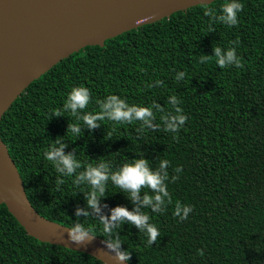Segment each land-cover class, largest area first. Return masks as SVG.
Returning <instances> with one entry per match:
<instances>
[{"label":"trees","instance_id":"trees-1","mask_svg":"<svg viewBox=\"0 0 264 264\" xmlns=\"http://www.w3.org/2000/svg\"><path fill=\"white\" fill-rule=\"evenodd\" d=\"M239 2L244 7L235 26L212 22L197 4L109 37L101 46L86 45L28 84L1 116L0 138L40 215L70 227L77 221L76 207L85 208L82 192L88 190L75 186L74 177H64L57 191L58 174L43 155L52 140L60 137L68 145L64 151L76 149L84 164L103 159L116 167L143 153L153 168L162 159L170 162L166 183L171 203L163 213L144 209L160 231L151 246L134 226L117 229L121 249L130 252L129 264H264V0ZM221 3L205 5L219 9ZM217 46L235 47L243 67L221 69L215 57L199 62L200 55L212 56ZM181 71L185 78L177 81ZM156 80L164 86L148 87ZM80 85L92 93L87 110L93 112L99 110L95 101L109 94L129 104L156 102L169 111L168 98L175 95L188 120L176 133L161 125L160 131L146 129L142 135L136 132L139 122L105 120L100 128L82 129L77 138L66 132L74 118L53 113ZM159 117L156 112L155 123ZM178 166L180 173L174 171ZM119 191L109 182L100 200L108 205L102 207L105 215L118 205L133 209ZM177 202L192 207L187 220L174 216ZM79 220L104 239L98 220ZM0 264L103 263L27 235L0 204Z\"/></svg>","mask_w":264,"mask_h":264},{"label":"water","instance_id":"water-1","mask_svg":"<svg viewBox=\"0 0 264 264\" xmlns=\"http://www.w3.org/2000/svg\"><path fill=\"white\" fill-rule=\"evenodd\" d=\"M213 0H0V118L28 84L86 45ZM0 204L38 241L118 264L96 236L72 243L63 224L31 205L6 144L0 138ZM129 264V262H120Z\"/></svg>","mask_w":264,"mask_h":264},{"label":"clouds","instance_id":"clouds-1","mask_svg":"<svg viewBox=\"0 0 264 264\" xmlns=\"http://www.w3.org/2000/svg\"><path fill=\"white\" fill-rule=\"evenodd\" d=\"M204 15L209 17L212 22H218L226 26H235L238 24V13L243 10L244 5L239 0H223L219 9L212 8L205 4ZM219 13V14H218ZM214 31V29H210ZM237 44L238 41L231 42ZM215 57V63L221 69L229 66L242 68L241 59L236 54L235 47L223 49L219 46L213 48L212 56L200 55L199 62L206 63ZM186 73L178 72L175 79L183 80ZM163 87L164 82L156 80L148 87ZM171 110L165 111L160 104L153 102L150 106H141L129 104L116 94H109L103 99L95 101L98 111L87 110L92 103V93L89 88L80 85L74 86L67 93L62 107L55 110L54 117L65 116L68 113L73 122H69L66 132L72 133L77 138L83 135L82 129L89 131L100 128L101 121H111L115 124H133L139 122L140 127L136 129L138 135H142L145 130L160 131L163 125V131L176 133L187 122L188 117L183 109L179 107L181 101L177 96L172 95L168 98ZM155 110V111H154ZM156 112L160 113V123H155ZM52 116V117H53ZM176 138L175 136L173 137ZM67 143L60 137L52 140V143L44 151V158L54 166L58 177L55 179L57 191L65 183L64 177H74L72 183L80 187L87 186V191L82 192L85 200V208L76 207L75 216L77 221L67 228L68 239L72 243L84 244L90 241L95 235L92 227H85L79 220L80 217H93L102 225L106 249L113 253V258L120 262H127L130 259V252L121 249V240L119 231L121 226L128 224L134 226L147 238L149 246L156 243L160 237V231L154 223L150 222V216L144 209H150L153 213H163L168 203H171V197L167 190V181L169 173L167 171L170 162L166 159L159 161L158 167L150 166V161L144 158L143 153L137 155L139 158L127 159L119 166L114 167L109 161L100 159L99 162L82 163L76 157V149L65 152ZM180 173L181 167L174 169ZM179 176L171 177L174 182ZM111 182L124 194L125 198L132 201L134 207L131 211L124 206H115L109 209V214L102 212L100 200L107 195V186ZM148 189L149 191H143ZM143 193V194H142ZM126 194V195H125ZM90 210V211H89ZM192 207L182 205L177 202L174 206V216L180 220H187ZM201 256L203 252L199 253Z\"/></svg>","mask_w":264,"mask_h":264}]
</instances>
